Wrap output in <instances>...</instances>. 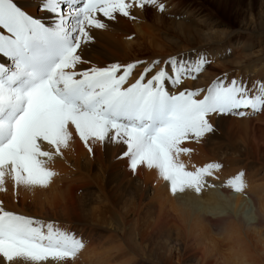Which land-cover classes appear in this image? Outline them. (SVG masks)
Listing matches in <instances>:
<instances>
[{"label":"snow or ice","instance_id":"snow-or-ice-1","mask_svg":"<svg viewBox=\"0 0 264 264\" xmlns=\"http://www.w3.org/2000/svg\"><path fill=\"white\" fill-rule=\"evenodd\" d=\"M39 16L18 0H0V193L47 191L75 142L120 146L132 173L151 170L173 197L217 187L223 162L193 161L222 118L264 114V79L227 72L196 84L213 62L200 51L132 61H93L98 33L139 21L163 0H36ZM183 19V17H177ZM131 35L125 36L131 41ZM191 82L189 85L188 82ZM220 187L247 188L239 170ZM82 235L9 208L0 199V264H75Z\"/></svg>","mask_w":264,"mask_h":264},{"label":"bare ground","instance_id":"bare-ground-1","mask_svg":"<svg viewBox=\"0 0 264 264\" xmlns=\"http://www.w3.org/2000/svg\"><path fill=\"white\" fill-rule=\"evenodd\" d=\"M183 1L187 6L169 0L163 14L148 8L138 13L139 21L122 19L98 33L91 59L103 64L182 53L191 61L204 51L213 62L196 84L225 72L264 79V0H234L221 16L217 11L231 0H209L196 10L193 0ZM18 2L40 15L36 0ZM216 126L193 161L245 164L254 174L246 177L244 193L219 186L235 173L233 166L202 195L173 197L153 171L132 173L117 158L120 146L97 145L92 156L77 141L65 160H56L60 176L49 190H21L17 199L9 185L0 199L82 235L87 247L75 264H264V114L222 118Z\"/></svg>","mask_w":264,"mask_h":264},{"label":"rangeland","instance_id":"rangeland-1","mask_svg":"<svg viewBox=\"0 0 264 264\" xmlns=\"http://www.w3.org/2000/svg\"><path fill=\"white\" fill-rule=\"evenodd\" d=\"M168 1L169 0H163V2L165 3V4H167L168 3ZM172 2H174V1H176V3H178V4H181V3H183L184 1L183 0H171ZM186 1V0H185ZM189 1H191V0H189ZM194 1V3L191 5V9H193V10H196V9H198L197 7H194L195 5H198V4H201L202 6H206L207 7V5L206 4H208L209 5V0H193ZM196 2H199V3H196ZM234 3H235V1L234 0H231L230 2H229V5L228 6H225V7H221L217 12H218V14L220 15L222 12L226 15V13L227 12H229V10L232 8V5L234 6ZM182 6H187V5H185V3H183V4H181ZM181 5H178V7L180 8V6ZM152 12H154L153 10H152ZM222 15V14H221ZM220 15V16H221ZM222 18V17H221ZM223 19H226V20H228L227 18H223ZM228 147H229V150H232L233 148H232V144H231V141H229V143H228ZM230 152V151H229ZM242 160V159H241ZM226 162V161H225ZM228 162V161H227ZM243 162V161H242ZM237 163V162H236ZM238 164V163H237ZM233 166H234V169H235V172L236 171H239V170H244L245 172H246V177L248 176V175H253L254 174V172L252 171V169H250L248 166H246L245 164H242V165H239V167L237 166V165H230L229 166V162H228V164H226L225 165V169L224 170H227L228 169V167L229 168H233ZM236 166V167H235ZM242 166V167H241ZM260 168V167H259ZM263 169V171H264V166L262 167ZM247 170V171H246ZM261 170V171H262ZM249 171V172H248ZM260 171V172H261ZM262 171V172H263ZM259 172V173H260ZM256 175H259L258 174V172L256 173ZM260 177H262L263 179H264V176H260ZM254 180V179H253ZM261 179H259V181H260ZM247 181H248V178H247ZM259 181H257V182H255L254 181V183H256V184H258L259 183Z\"/></svg>","mask_w":264,"mask_h":264}]
</instances>
